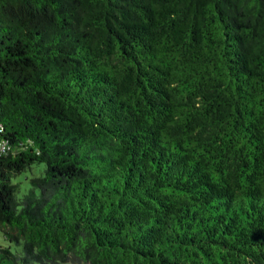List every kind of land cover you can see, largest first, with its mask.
<instances>
[{
    "label": "trees",
    "instance_id": "trees-1",
    "mask_svg": "<svg viewBox=\"0 0 264 264\" xmlns=\"http://www.w3.org/2000/svg\"><path fill=\"white\" fill-rule=\"evenodd\" d=\"M0 124V264H264V0H0Z\"/></svg>",
    "mask_w": 264,
    "mask_h": 264
},
{
    "label": "clouds",
    "instance_id": "clouds-1",
    "mask_svg": "<svg viewBox=\"0 0 264 264\" xmlns=\"http://www.w3.org/2000/svg\"><path fill=\"white\" fill-rule=\"evenodd\" d=\"M5 133V127L3 124H0V134H4ZM7 144V141L3 138V135H0V149H3V147ZM28 147H34V143L31 139H26L24 140L23 142V146L15 149L13 151V156H15V152L19 151V152H26L28 150ZM0 154H3L2 152H0ZM37 155H39V152L37 151L36 153ZM32 169H33V172H34V176L37 177V178H43V174H44V170H45V165L44 164H36V163H33L31 165ZM23 175H28V172L25 171L23 173ZM10 179V182L12 184H15L17 183L18 181V178L15 176V174L13 173L12 175H10L9 177ZM28 189V185L25 184V187L24 189L21 190V192L18 194V198L19 197H22L25 192L27 191ZM37 191V195H39V189L36 190ZM0 245H3V246H7V241L3 238L2 235H0Z\"/></svg>",
    "mask_w": 264,
    "mask_h": 264
},
{
    "label": "rangeland",
    "instance_id": "rangeland-1",
    "mask_svg": "<svg viewBox=\"0 0 264 264\" xmlns=\"http://www.w3.org/2000/svg\"><path fill=\"white\" fill-rule=\"evenodd\" d=\"M27 171L28 172V175H23V173ZM23 172H21L20 174H18L16 177L18 178V181L17 182H20V187H21V190L24 189L25 187V184L28 185V189L27 191L29 190L30 188V185H29V178L31 176H34V172H33V169L32 167L30 169H27ZM0 235H2L0 233ZM3 236V235H2ZM4 238V237H3ZM0 246H3V245H0ZM7 246H11L12 249H14V245L13 244H10L9 242H7ZM2 264H8L6 261H3Z\"/></svg>",
    "mask_w": 264,
    "mask_h": 264
},
{
    "label": "built area",
    "instance_id": "built-area-1",
    "mask_svg": "<svg viewBox=\"0 0 264 264\" xmlns=\"http://www.w3.org/2000/svg\"><path fill=\"white\" fill-rule=\"evenodd\" d=\"M8 150V144H6L3 149H0V152H2L3 154L6 153ZM1 155V154H0Z\"/></svg>",
    "mask_w": 264,
    "mask_h": 264
}]
</instances>
